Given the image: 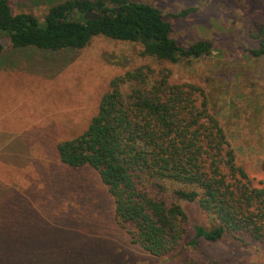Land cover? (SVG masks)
Returning <instances> with one entry per match:
<instances>
[{"label": "rangeland", "instance_id": "374dc122", "mask_svg": "<svg viewBox=\"0 0 264 264\" xmlns=\"http://www.w3.org/2000/svg\"><path fill=\"white\" fill-rule=\"evenodd\" d=\"M59 1L8 3L12 13L41 20ZM134 1L159 8L178 45L208 40L209 52L169 62L141 55L138 43L101 35L57 51L12 47L0 35V264H264V243L248 235L150 255L115 223L112 197L97 172L69 168L57 157L56 143L86 128L110 79L141 67L151 79L201 89L235 165L264 186V55L247 51L264 37V0ZM188 7L197 10L175 16ZM202 96L194 94L196 105ZM180 204L188 237L193 224L208 225L195 203Z\"/></svg>", "mask_w": 264, "mask_h": 264}, {"label": "trees", "instance_id": "16d2710c", "mask_svg": "<svg viewBox=\"0 0 264 264\" xmlns=\"http://www.w3.org/2000/svg\"><path fill=\"white\" fill-rule=\"evenodd\" d=\"M188 7L175 16L195 12ZM93 11L97 19H83ZM161 10L134 0H62L42 19L12 13L0 0V35L12 47L57 51L82 48L97 35L138 43L140 54L177 62L209 52L208 40L187 47L171 37ZM2 44L0 42V51ZM253 57L264 55V37ZM141 67L114 76L97 110L77 136L56 143L61 163L72 169H94L113 200V219L132 243L164 258L199 240L243 235L264 243V186H255L233 161L225 134L206 109L201 89L151 79ZM126 85V91L120 89ZM202 96L196 105L194 94ZM264 167V165H263ZM180 201L193 202L209 220L192 225ZM175 264H198L187 259Z\"/></svg>", "mask_w": 264, "mask_h": 264}, {"label": "water", "instance_id": "95a60500", "mask_svg": "<svg viewBox=\"0 0 264 264\" xmlns=\"http://www.w3.org/2000/svg\"><path fill=\"white\" fill-rule=\"evenodd\" d=\"M97 17H98L97 14L93 11H85L82 14L83 19L95 20V19H97Z\"/></svg>", "mask_w": 264, "mask_h": 264}, {"label": "crops", "instance_id": "0c3cea01", "mask_svg": "<svg viewBox=\"0 0 264 264\" xmlns=\"http://www.w3.org/2000/svg\"><path fill=\"white\" fill-rule=\"evenodd\" d=\"M15 132L11 133L10 135H14ZM20 133H17V135H19Z\"/></svg>", "mask_w": 264, "mask_h": 264}]
</instances>
